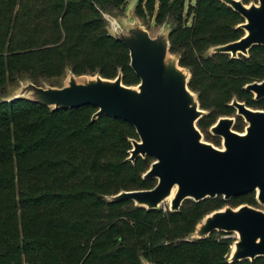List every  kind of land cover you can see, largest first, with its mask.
<instances>
[{
	"label": "trees",
	"instance_id": "1",
	"mask_svg": "<svg viewBox=\"0 0 264 264\" xmlns=\"http://www.w3.org/2000/svg\"><path fill=\"white\" fill-rule=\"evenodd\" d=\"M124 1L0 0V264H264V256L229 262L234 239L224 232L191 237L213 210L258 206L255 192L187 199L178 211L109 201L122 190L157 184L143 178L152 156L128 160L131 139L139 138L132 124L107 114L92 121L98 107L90 104L52 110L2 100L1 92L21 78L57 85L68 69L112 79L121 71L124 84H138L129 49L108 32L103 15ZM185 2L139 0L135 13L171 23L170 51L190 69L189 87L209 111L198 127L205 132L236 113L235 97L264 108V98L244 88L264 79V45L238 58L206 54L241 38L244 17L221 0H196L187 10ZM243 120L236 115L235 130L243 132Z\"/></svg>",
	"mask_w": 264,
	"mask_h": 264
},
{
	"label": "water",
	"instance_id": "2",
	"mask_svg": "<svg viewBox=\"0 0 264 264\" xmlns=\"http://www.w3.org/2000/svg\"><path fill=\"white\" fill-rule=\"evenodd\" d=\"M221 1L244 17L239 26L245 34L211 46L206 54L226 53L238 58L248 56L253 46L264 45V0L249 4ZM113 24V31L107 25L108 32L129 49L130 65L140 78L138 84H124L121 71L112 79L99 73L76 75L68 69L64 85H37L26 77L16 93L2 100L27 99L52 110L90 104L98 107L92 121L107 114L132 124L139 138L131 139L128 160L152 156L154 161L143 178H155L157 184L150 189L122 190L108 196L109 201L132 200L137 206L159 209L172 196L169 209L178 211L187 199L199 202L222 195L229 200L255 192L263 208L243 204L213 210L198 222L191 237L235 232L229 262L264 256V110L251 108L235 97L230 104L244 118L245 130L234 129L236 117L221 116L210 131L223 138V147L207 142L198 121L209 111L201 108L198 94L189 87L190 69L180 65L178 53L170 51L172 29H162L153 36L139 20L131 24L128 19L116 20ZM244 88L255 99L264 98V79ZM142 262L154 264L145 259Z\"/></svg>",
	"mask_w": 264,
	"mask_h": 264
},
{
	"label": "rangeland",
	"instance_id": "3",
	"mask_svg": "<svg viewBox=\"0 0 264 264\" xmlns=\"http://www.w3.org/2000/svg\"><path fill=\"white\" fill-rule=\"evenodd\" d=\"M138 1L139 0H125L124 3H123V5H122V8L120 10H113L112 12L104 13L103 15H104V17L106 19V22H107V25H108V29H110L111 31H113V29H114L113 22H116V20L128 19L129 22H130V24L133 23L135 20H139L150 31V33L153 36H155L162 29H164V31L170 30V28H171V26H170L171 23L170 22H167V23L166 22H163L162 24H158V23H156L154 21V17H149L146 20L147 22L144 21L143 19L139 18L136 15V13H135V7H136ZM195 2H196V0H186V2H185V10H187V8H188V6L190 4H195ZM251 2H257V0H252V1H250V3ZM114 19H116V20H114ZM188 22H189V25L191 26L192 19L190 18ZM69 75H70V71H67V73L65 74V76L60 79V83H58L57 85H64V84H66L67 83V80L69 78ZM79 78H82V77H79ZM25 79H26V77L21 78L15 84H12V85L7 86V88L3 92H1V94L4 95V97H5V96H10V95L16 93V91L21 86V84H23L25 82V81H23ZM42 85L43 86H50L52 84H50V81L49 80H44L42 82ZM251 108H253V107H251ZM254 109H263L264 110V108H254ZM236 115H237V113H234L232 115H227V116H234V117H236ZM243 121H244L245 126H246L245 120H243ZM245 126L243 128V131L245 130ZM210 128H211V126L205 132L201 130L202 133H203V136H204V140H206L207 142H210V143L214 144L217 147H223V138L220 137V136L213 135L211 133V131H210ZM169 200L165 201L161 205V207H163V208L164 207H169ZM243 204H248V203H242L240 205H243ZM228 205H230V204H228ZM240 205H237V206L230 205V206H232V207H238ZM225 206H227V205H225ZM254 207L263 208V206H261L260 204L258 206H254ZM224 236H230L231 238L234 239V241L237 239V233H235V232L226 233ZM234 241H233V243L230 246V252H229V254H231V251H232V249L234 247L233 246L234 245Z\"/></svg>",
	"mask_w": 264,
	"mask_h": 264
},
{
	"label": "built area",
	"instance_id": "4",
	"mask_svg": "<svg viewBox=\"0 0 264 264\" xmlns=\"http://www.w3.org/2000/svg\"><path fill=\"white\" fill-rule=\"evenodd\" d=\"M167 207H164V210H166ZM22 264H30L28 261H24Z\"/></svg>",
	"mask_w": 264,
	"mask_h": 264
},
{
	"label": "bare ground",
	"instance_id": "5",
	"mask_svg": "<svg viewBox=\"0 0 264 264\" xmlns=\"http://www.w3.org/2000/svg\"><path fill=\"white\" fill-rule=\"evenodd\" d=\"M171 198H172V196H170V197L168 198V200L171 199Z\"/></svg>",
	"mask_w": 264,
	"mask_h": 264
}]
</instances>
